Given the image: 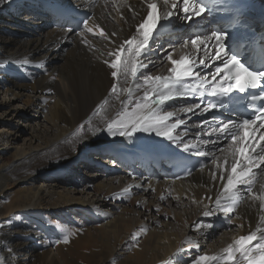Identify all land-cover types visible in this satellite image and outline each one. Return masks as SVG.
I'll return each mask as SVG.
<instances>
[{
    "label": "bare ground",
    "instance_id": "bare-ground-1",
    "mask_svg": "<svg viewBox=\"0 0 264 264\" xmlns=\"http://www.w3.org/2000/svg\"><path fill=\"white\" fill-rule=\"evenodd\" d=\"M39 1L0 0V264H191L192 256L224 255L229 244L255 230L258 203L242 201L231 226L222 214L203 216L205 204L215 207L206 197L219 189L209 181V168L171 182L138 176L112 160L114 153L182 149L148 133L130 139L93 135L105 112L114 116L119 105L113 99V107L97 112L112 82L104 57L89 51L79 33L47 29L51 23ZM128 3L143 11L139 1ZM116 7L120 0L115 6L92 0L80 11L94 13L122 42L136 21L121 7L128 17L122 21ZM23 31L29 37L9 35ZM180 40L152 45L143 73L167 74L163 58L173 46L179 52ZM180 115L189 128L185 139L192 141L200 115ZM81 168L91 170L82 175ZM261 182L264 173L254 191Z\"/></svg>",
    "mask_w": 264,
    "mask_h": 264
},
{
    "label": "snow or ice",
    "instance_id": "snow-or-ice-1",
    "mask_svg": "<svg viewBox=\"0 0 264 264\" xmlns=\"http://www.w3.org/2000/svg\"><path fill=\"white\" fill-rule=\"evenodd\" d=\"M6 2L11 3V0ZM116 2L111 0L113 6ZM139 2L143 11L128 0H120V7H116L122 21L127 23L128 17L121 7L136 21L134 32L122 42L113 39L118 37V32L106 31L94 17L76 21L80 42L89 51L100 52L104 57L102 63L112 78L108 96L96 106L97 112L105 110V106L113 107L111 100L119 101L115 115L105 112L107 118L93 135L106 132L111 137L130 139L138 133L154 134L183 152L200 157L198 170L203 172L209 168V181L219 184L215 197H206L215 207L205 204L203 216L222 214L231 226L242 201L249 207L258 203L261 214L255 230L229 244L224 255L200 254L191 264H264V182L254 191L259 175L264 173V38L259 44L250 40L247 46L243 45L245 36L240 29L245 26L244 9L227 0ZM108 3L109 0H105V4ZM50 10L60 18L71 16L69 9L55 4L50 5ZM220 11L231 14L227 24L216 21L214 14ZM209 14H213L211 19ZM174 19L189 29L195 26L207 28V31H193L186 39L181 37L179 52L174 46L166 52L162 63L166 62L167 74L143 73L150 63L144 59L150 44L168 34ZM201 21H208V24L202 25ZM229 28L234 30L229 31ZM66 31L71 33L74 29ZM96 42L108 47L101 51ZM138 73H142V80ZM232 96H247V114L238 112L236 118L226 120L216 116L211 120L207 118L213 111L226 109L224 100ZM178 99L194 102L168 110L167 106ZM181 113L205 117L195 125L197 131L192 141L185 139L189 128ZM188 174L191 175V169ZM122 191L127 194L129 188ZM192 202L200 204L202 201L193 198ZM205 227L211 229L214 224L209 222ZM70 234L63 235V243L70 242ZM195 247L199 248V244Z\"/></svg>",
    "mask_w": 264,
    "mask_h": 264
},
{
    "label": "rangeland",
    "instance_id": "rangeland-1",
    "mask_svg": "<svg viewBox=\"0 0 264 264\" xmlns=\"http://www.w3.org/2000/svg\"><path fill=\"white\" fill-rule=\"evenodd\" d=\"M9 14V13H8ZM9 20H11V19H9ZM47 22V21H46ZM51 25H49L48 26V28L47 29H49V28H51L50 27ZM7 33V32H6ZM9 35H14L15 37H19V36H25V37H29V35H30V33L28 32V31H23V32H21V33H19V32H9ZM1 77V76H0ZM3 78H5V77H3ZM3 110H2V108H0V114H1V112H2ZM22 123H24V121L22 122ZM0 128H1V126H0ZM27 131H28V129H27ZM30 131V130H29ZM28 131V132H29ZM137 136H138V134H136ZM27 137V136H26ZM21 143V142H20ZM103 159V158H102ZM104 160V159H103ZM90 170L91 169H84V168H81L80 169V171L78 172L79 174H85V173H87V172H90ZM64 189L66 188V187H63ZM49 240V239H48ZM56 245V244H55ZM54 247H56V246H54ZM191 259H193L194 258V256H192V257H190Z\"/></svg>",
    "mask_w": 264,
    "mask_h": 264
}]
</instances>
